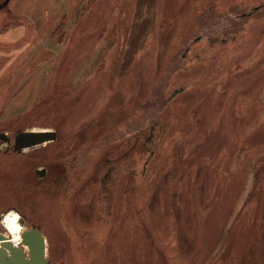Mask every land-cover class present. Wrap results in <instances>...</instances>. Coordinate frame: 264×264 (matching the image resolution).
<instances>
[{"label": "rangeland", "instance_id": "obj_1", "mask_svg": "<svg viewBox=\"0 0 264 264\" xmlns=\"http://www.w3.org/2000/svg\"><path fill=\"white\" fill-rule=\"evenodd\" d=\"M42 130L0 216L47 264H264V0H10L0 132Z\"/></svg>", "mask_w": 264, "mask_h": 264}, {"label": "water", "instance_id": "obj_2", "mask_svg": "<svg viewBox=\"0 0 264 264\" xmlns=\"http://www.w3.org/2000/svg\"><path fill=\"white\" fill-rule=\"evenodd\" d=\"M56 139L57 132L53 130L20 132L14 138V148L16 151H22ZM20 216L25 221L24 216ZM0 242V264H47L46 240L39 228L34 227L22 233L21 244L29 250L27 258L24 249L8 241L2 234Z\"/></svg>", "mask_w": 264, "mask_h": 264}, {"label": "bare ground", "instance_id": "obj_3", "mask_svg": "<svg viewBox=\"0 0 264 264\" xmlns=\"http://www.w3.org/2000/svg\"><path fill=\"white\" fill-rule=\"evenodd\" d=\"M20 215L21 214L16 209L12 208L0 216V234H2L8 241L12 242L17 247L22 246V233L28 230L25 221ZM20 248L24 249L27 258V255L29 254L28 248L24 246Z\"/></svg>", "mask_w": 264, "mask_h": 264}, {"label": "flooded vegetation", "instance_id": "obj_4", "mask_svg": "<svg viewBox=\"0 0 264 264\" xmlns=\"http://www.w3.org/2000/svg\"><path fill=\"white\" fill-rule=\"evenodd\" d=\"M10 0H0V7H2V6H4V5H6L8 2H9ZM14 138H15V136H12V135H10V134H8V133H5V132H0V150H2L4 147H3V145H5V144H7V143H11L12 144V146H10L9 148H8V152L10 153V155H13V154H16L17 152H23V150L22 151H16L15 150V148H14ZM3 147V148H2ZM35 148V147H34ZM130 171V175H134L133 173H134V168L131 166L130 167V169H129ZM142 171H144V166H143V168H142ZM46 173H47V170L46 169H41V170H39L38 171V175L40 176V177H44V176H46ZM139 173H140V171H139ZM141 176H143V174H141ZM134 177V176H133ZM21 214V213H20ZM22 215V214H21ZM23 216H24V218H25V223H26V227H27V229H32V228H34V227H36V228H39L40 229V227H38L36 224H35V222L33 223L32 222V220L28 217V215L27 214H23ZM41 230V229H40ZM41 232H42V230H41Z\"/></svg>", "mask_w": 264, "mask_h": 264}, {"label": "trees", "instance_id": "obj_5", "mask_svg": "<svg viewBox=\"0 0 264 264\" xmlns=\"http://www.w3.org/2000/svg\"><path fill=\"white\" fill-rule=\"evenodd\" d=\"M153 154H155V150L153 151V153L151 154V156H153Z\"/></svg>", "mask_w": 264, "mask_h": 264}]
</instances>
